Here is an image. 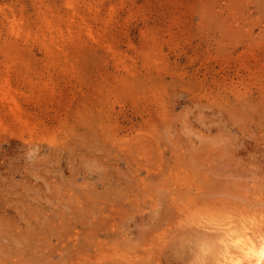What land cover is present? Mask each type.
Returning <instances> with one entry per match:
<instances>
[{
	"label": "rangeland",
	"instance_id": "374dc122",
	"mask_svg": "<svg viewBox=\"0 0 264 264\" xmlns=\"http://www.w3.org/2000/svg\"><path fill=\"white\" fill-rule=\"evenodd\" d=\"M0 86V264H210L200 219H264V0H0Z\"/></svg>",
	"mask_w": 264,
	"mask_h": 264
},
{
	"label": "bare ground",
	"instance_id": "6f19581e",
	"mask_svg": "<svg viewBox=\"0 0 264 264\" xmlns=\"http://www.w3.org/2000/svg\"><path fill=\"white\" fill-rule=\"evenodd\" d=\"M10 24L11 29L13 31L16 30L14 24L12 22ZM15 92L14 90L12 91L0 86V101L3 108L13 111L16 109L18 110L20 107L18 101L19 95L17 94L18 92ZM199 188L201 187L199 186ZM256 217L254 219L239 218L226 221H215L209 218L200 219L199 221L203 222L200 224L205 227V229L194 228L190 230L188 234L182 235L180 237L179 250L181 252H184L186 249H188L189 252L201 249L209 250L214 254L210 264H264V219H261L262 216L260 219ZM18 241H15V243L17 242V244H19ZM2 256L4 257V254L1 255V258ZM7 258L8 257H6L5 260H7ZM83 258L84 257H78L79 263ZM13 259L10 258V261L7 260L9 262L6 264H10V262L15 264ZM14 260L16 261V259ZM132 263L126 262L124 264Z\"/></svg>",
	"mask_w": 264,
	"mask_h": 264
}]
</instances>
